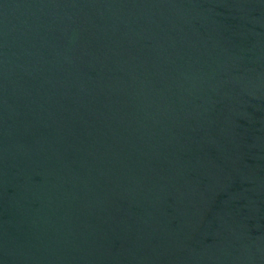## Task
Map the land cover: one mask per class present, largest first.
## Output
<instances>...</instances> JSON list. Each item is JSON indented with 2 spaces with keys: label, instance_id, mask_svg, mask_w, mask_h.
Masks as SVG:
<instances>
[{
  "label": "water",
  "instance_id": "obj_1",
  "mask_svg": "<svg viewBox=\"0 0 264 264\" xmlns=\"http://www.w3.org/2000/svg\"><path fill=\"white\" fill-rule=\"evenodd\" d=\"M0 264H264V0H0Z\"/></svg>",
  "mask_w": 264,
  "mask_h": 264
}]
</instances>
